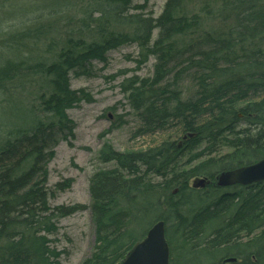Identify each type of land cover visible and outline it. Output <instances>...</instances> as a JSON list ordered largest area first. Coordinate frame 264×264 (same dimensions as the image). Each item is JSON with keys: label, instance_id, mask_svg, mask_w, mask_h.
<instances>
[{"label": "trees", "instance_id": "obj_1", "mask_svg": "<svg viewBox=\"0 0 264 264\" xmlns=\"http://www.w3.org/2000/svg\"><path fill=\"white\" fill-rule=\"evenodd\" d=\"M150 3L0 0V105L32 115L26 126L0 122V264H62L59 221L88 208L94 244L82 264H119L159 220L169 264L198 250L217 255L209 264H264V181L220 184L264 158V0H166L159 15ZM129 44L134 70L153 59L151 75L121 84L137 135L177 128L181 140L105 145L99 159L114 165L92 174L91 204L52 205L72 184H48L55 147L75 138L67 111L93 100L72 79L93 77L95 61ZM197 178L210 183L194 187Z\"/></svg>", "mask_w": 264, "mask_h": 264}, {"label": "rangeland", "instance_id": "obj_2", "mask_svg": "<svg viewBox=\"0 0 264 264\" xmlns=\"http://www.w3.org/2000/svg\"><path fill=\"white\" fill-rule=\"evenodd\" d=\"M165 2L166 0H151L150 7L155 15L160 14ZM4 19L0 17V24ZM138 53L139 49L135 44L121 46L108 53L107 64L95 61L96 73L93 77H73L72 87L86 88L93 100L82 101L67 111L77 126L75 138L71 141L72 144L61 141L55 147V156L49 163L48 184L54 187L56 183L65 180H72V184L51 199L52 205L91 204L92 174L99 168L108 169L114 165L111 162L102 163L99 159L105 145L120 152H136L158 146L166 140H181V132L177 128L148 135L136 133L139 121L121 84L126 76L134 73L142 76L153 73V59L141 69L134 70L136 63L133 60ZM1 60L2 58L0 62ZM190 85V82L184 83L185 92ZM22 99L25 100L26 96L22 95ZM3 106L6 105H0V122L2 120L9 125L26 126L32 118L25 104L8 106V113H4ZM58 226L60 230L52 239L53 244L64 251L61 256L62 264H82L90 255L94 244V224L90 209L62 218ZM216 256H207L201 250L194 254L184 251L180 261L183 264H209Z\"/></svg>", "mask_w": 264, "mask_h": 264}, {"label": "water", "instance_id": "obj_3", "mask_svg": "<svg viewBox=\"0 0 264 264\" xmlns=\"http://www.w3.org/2000/svg\"><path fill=\"white\" fill-rule=\"evenodd\" d=\"M264 181V158L259 161L225 172L220 177L223 186H250ZM209 180L196 179L194 187H204ZM234 261L235 259H229ZM170 248L166 239L164 220L157 221L146 237L137 242L120 264H169Z\"/></svg>", "mask_w": 264, "mask_h": 264}, {"label": "bare ground", "instance_id": "obj_4", "mask_svg": "<svg viewBox=\"0 0 264 264\" xmlns=\"http://www.w3.org/2000/svg\"><path fill=\"white\" fill-rule=\"evenodd\" d=\"M186 138V136H184Z\"/></svg>", "mask_w": 264, "mask_h": 264}]
</instances>
